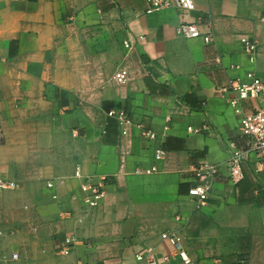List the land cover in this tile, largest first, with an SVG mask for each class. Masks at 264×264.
<instances>
[{
  "label": "crops",
  "instance_id": "obj_1",
  "mask_svg": "<svg viewBox=\"0 0 264 264\" xmlns=\"http://www.w3.org/2000/svg\"><path fill=\"white\" fill-rule=\"evenodd\" d=\"M192 2L145 14V0H0V180L16 185L0 191V264H182L164 233L191 264H264V172L247 160L234 185L222 165L204 206L188 196L190 166L222 164L229 140L246 149L227 89L248 72L264 80V0ZM182 23L212 42L181 38ZM121 69L125 85L113 80ZM121 108L155 139L122 136L106 117ZM157 148L177 171L153 159ZM103 179L105 198L83 206L80 186ZM66 238L77 244L60 255Z\"/></svg>",
  "mask_w": 264,
  "mask_h": 264
},
{
  "label": "built area",
  "instance_id": "obj_2",
  "mask_svg": "<svg viewBox=\"0 0 264 264\" xmlns=\"http://www.w3.org/2000/svg\"><path fill=\"white\" fill-rule=\"evenodd\" d=\"M147 8L145 14L160 12L168 9H176L179 11H191L194 9L192 0H145ZM177 35L183 39H201L204 44L212 42L211 35H202L195 24L182 23L176 28ZM244 51L248 57V61L253 63L255 60L256 46L253 42L245 37L240 39ZM124 50L129 52L132 50L130 40L124 41ZM113 80L118 85H125L128 81V73L126 70H119L113 76ZM229 98L227 104L237 118L238 134L246 139V149L239 150L230 140L227 142L226 155L227 158L222 164H214L208 161L192 165L189 173L194 184L188 189V196L195 201L196 206L202 207L206 204L212 192L217 177L221 173L222 165L225 166L229 181L237 185L243 179L242 164L250 160L253 163L257 173L264 172V80L258 78L253 72H248L243 78L231 80L227 89ZM249 104V108L246 106ZM108 119L114 120L121 127V135L127 136L130 129H136L142 132V136L153 141L155 134L151 131L144 130L142 125L135 124L130 113L121 109H111L106 112ZM168 118L166 123H170ZM167 130V127L164 128ZM187 132L192 135L209 133L210 128L206 125L198 128H187ZM153 159L157 162H165V171L175 170L178 168L172 161L169 153L160 148L155 149ZM158 170L155 167L142 172L143 174H155ZM74 178L80 179L81 172L79 168L75 169ZM107 180L103 179L99 183H83L80 186L82 192L81 203L87 208H97L106 196ZM47 188L54 187L53 182L47 183ZM16 187L13 182L0 180V191L12 190ZM55 198V197H53ZM161 239L169 246L175 249L176 256L181 260L182 264H191L187 253L181 249L182 239L175 233H164ZM75 238H66L57 253L60 255H69L76 246ZM13 260L17 259V255L12 256ZM170 256L158 261L147 254L135 255V261L138 264H166L169 262Z\"/></svg>",
  "mask_w": 264,
  "mask_h": 264
}]
</instances>
